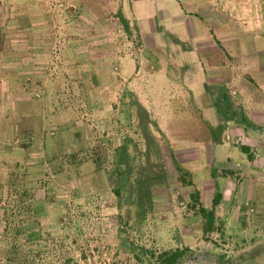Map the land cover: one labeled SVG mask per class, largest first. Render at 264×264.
I'll list each match as a JSON object with an SVG mask.
<instances>
[{
  "label": "rangeland",
  "instance_id": "374dc122",
  "mask_svg": "<svg viewBox=\"0 0 264 264\" xmlns=\"http://www.w3.org/2000/svg\"><path fill=\"white\" fill-rule=\"evenodd\" d=\"M135 1L0 0V181L6 196L10 172L25 165L35 193L18 255L25 264H160L180 248L175 264H264V153L245 154L212 129L178 72L158 80L187 47L227 60L232 32L264 30V0L192 3L185 15L199 17L200 32L166 24L179 9L165 0ZM168 96L186 101L159 103ZM138 179L151 180L149 194ZM211 210L215 230L205 232L201 213ZM4 223L0 205V264H13Z\"/></svg>",
  "mask_w": 264,
  "mask_h": 264
},
{
  "label": "crops",
  "instance_id": "0c3cea01",
  "mask_svg": "<svg viewBox=\"0 0 264 264\" xmlns=\"http://www.w3.org/2000/svg\"><path fill=\"white\" fill-rule=\"evenodd\" d=\"M165 1V8L179 9L178 18L170 16L165 19L164 17L166 24H177L181 27L191 23L195 27L194 31L196 29L199 32L203 31V23L198 16L185 15L188 5L201 4L199 0ZM148 3L149 0H136L134 5L148 7ZM153 6L155 7V4ZM196 13L199 15V11ZM213 18L216 20L218 17ZM258 21L264 23V18L261 16ZM214 22L216 32L214 36L219 41L223 40L224 27L220 20L217 19ZM171 27L168 29L170 30ZM228 28L231 29L230 26ZM253 33L255 34L240 32L238 29L232 32L227 46V60L219 59L220 51L212 47L210 60L204 61L206 58L202 55L203 50L200 44L198 48L187 47L186 50L189 51L178 50L177 56L181 57L179 62L175 59L173 62L170 60L166 63L169 66L165 65L158 74V80L171 82L176 78L168 72L169 69L178 72L179 79L185 82V86L187 85L191 93L190 102L200 113L202 112L203 118L208 121L211 116L212 129L225 131L229 134L228 138L231 134L235 140L241 141L245 146L243 148L245 154L253 147L260 153H264V30ZM196 36L200 37L198 32L194 33V41H197ZM140 73L141 68L135 64L134 79ZM185 101L182 98L168 96L167 100L159 103L164 106L173 103L183 104ZM215 143L219 145L218 151H223L225 147L220 145L222 142L215 141Z\"/></svg>",
  "mask_w": 264,
  "mask_h": 264
},
{
  "label": "trees",
  "instance_id": "16d2710c",
  "mask_svg": "<svg viewBox=\"0 0 264 264\" xmlns=\"http://www.w3.org/2000/svg\"><path fill=\"white\" fill-rule=\"evenodd\" d=\"M21 138V137H20ZM31 143H26L23 139H20V147L28 148ZM113 174L115 176L122 175L123 168L121 164H116ZM27 167L25 165L17 163L14 169L10 172L6 185L8 186V193L5 196L3 194L4 185L0 181V205L3 209L4 214V231L3 235L5 239L9 241L11 249L13 252H17V256L12 259L13 264L20 263L25 264L26 260L23 258L22 254L18 255L26 245L25 242L28 241L29 237L27 235L28 224L31 222L33 214V200H34V190L28 186L26 181ZM182 172V180H184L185 172L181 167L178 168ZM151 180L138 179L137 184L145 186L149 194V188L147 183ZM115 192L118 196L121 195V188L117 187ZM220 195H218L214 200V205H216L220 200ZM192 198L195 202H200V195L198 192L192 193ZM202 206V204H200ZM202 219L205 222V232H212L215 230L216 216L213 210L201 213ZM186 253L184 249H175L170 251L162 252L158 257L157 261L160 264H175L180 258H182Z\"/></svg>",
  "mask_w": 264,
  "mask_h": 264
}]
</instances>
